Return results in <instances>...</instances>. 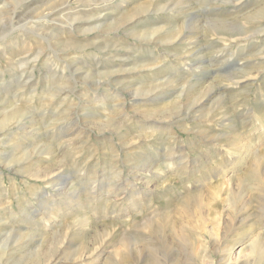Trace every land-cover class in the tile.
<instances>
[{"label":"rangeland","instance_id":"374dc122","mask_svg":"<svg viewBox=\"0 0 264 264\" xmlns=\"http://www.w3.org/2000/svg\"><path fill=\"white\" fill-rule=\"evenodd\" d=\"M259 190L264 0H0V264H220Z\"/></svg>","mask_w":264,"mask_h":264},{"label":"bare ground","instance_id":"6f19581e","mask_svg":"<svg viewBox=\"0 0 264 264\" xmlns=\"http://www.w3.org/2000/svg\"><path fill=\"white\" fill-rule=\"evenodd\" d=\"M69 4V3H68ZM64 6V5H63ZM50 14V13H49ZM47 14L46 16V20L48 22V19H49V16H51V14L49 15ZM54 15V13L52 14ZM72 23V22H71ZM35 28V27H34ZM161 30V29H160ZM244 145V144H243ZM242 145V146H243ZM251 146V145H250ZM248 147V146H247ZM240 148V147H239ZM245 148V147H244ZM242 149V148H241ZM252 149V147H251ZM252 151V150H251ZM249 155V154H248ZM77 167V166H76ZM62 172V170H61ZM117 172V171H115ZM118 173H121V172H118ZM254 174H257L256 171H253V175ZM98 177V176H97ZM117 177V176H116ZM52 178V177H51ZM57 178V177H56ZM58 179V178H57ZM232 179V178H231ZM256 179H258L256 177ZM69 183V182H68ZM254 184H256V182H254ZM223 187V186H222ZM55 188V187H54ZM258 190V189H257ZM255 196V194H254ZM256 196L260 199L263 200L264 198V190H259L257 193H256ZM65 203V202H64ZM230 203H232V199H230ZM82 204V203H81ZM69 210V209H68ZM263 210H264V207H263ZM242 213L240 216H244L246 215L250 210L246 209V208H243L242 209ZM263 215H264V211H263ZM195 217V216H194ZM190 218V217H189ZM202 218V217H201ZM181 221V220H180ZM249 224V223H248ZM246 224L245 226H248L250 228V231L252 232L251 234H255V230L253 228V225L252 224ZM175 226H176V222H175ZM261 231V230H260ZM22 235V234H21ZM177 236V235H176ZM22 240V239H21ZM154 241V240H153ZM169 242V241H168ZM19 243V242H18ZM166 241L163 240V238L161 237V242H157V243H151L150 242V248H144L145 250L147 251H150L153 253L154 255V258L156 260L157 256L161 255V253L163 252L164 248H166ZM246 245V244H245ZM152 246V247H151ZM157 246H160V248H158ZM249 250V253L247 254V251L246 250ZM247 249H241V251L239 252L238 256H236L235 258L232 257L231 255V251L230 250L225 256H223V258L220 260V264H240L241 262H245L244 264H249L251 263V261L254 259L255 257V254L257 253L261 259L263 260V257H264V237L261 236L260 234H255V237L251 240V242L247 245ZM142 250V249H141ZM99 252V250H98ZM97 253V252H96ZM81 256V255H80ZM101 256V254H100ZM124 261V258H122V262ZM157 262V261H155ZM176 262V261H175ZM175 264H181L179 261L176 262ZM211 264H215V262L212 261Z\"/></svg>","mask_w":264,"mask_h":264}]
</instances>
